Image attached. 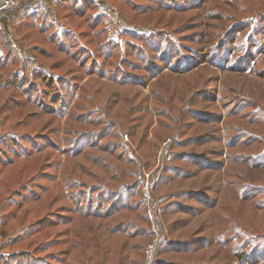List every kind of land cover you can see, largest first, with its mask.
I'll return each mask as SVG.
<instances>
[{
    "label": "rangeland",
    "instance_id": "rangeland-1",
    "mask_svg": "<svg viewBox=\"0 0 264 264\" xmlns=\"http://www.w3.org/2000/svg\"><path fill=\"white\" fill-rule=\"evenodd\" d=\"M14 14L0 264H264V0Z\"/></svg>",
    "mask_w": 264,
    "mask_h": 264
},
{
    "label": "crops",
    "instance_id": "crops-1",
    "mask_svg": "<svg viewBox=\"0 0 264 264\" xmlns=\"http://www.w3.org/2000/svg\"><path fill=\"white\" fill-rule=\"evenodd\" d=\"M42 1L43 0H19L16 6H14L13 8H10L8 10H5L4 12H2L0 14V18L2 19V20L0 19L2 22V25H4L3 23L9 24L10 21L17 19V17L14 14L15 11H17V10L20 11V9H22V7L26 8V10H27L29 5L41 4ZM21 14H19V15H21Z\"/></svg>",
    "mask_w": 264,
    "mask_h": 264
},
{
    "label": "built area",
    "instance_id": "built-area-1",
    "mask_svg": "<svg viewBox=\"0 0 264 264\" xmlns=\"http://www.w3.org/2000/svg\"><path fill=\"white\" fill-rule=\"evenodd\" d=\"M19 0H0V14L8 8L16 6ZM12 46L15 47L22 59H30V56L24 51H20L14 41L11 42Z\"/></svg>",
    "mask_w": 264,
    "mask_h": 264
},
{
    "label": "trees",
    "instance_id": "trees-1",
    "mask_svg": "<svg viewBox=\"0 0 264 264\" xmlns=\"http://www.w3.org/2000/svg\"><path fill=\"white\" fill-rule=\"evenodd\" d=\"M159 38H160V36H159ZM163 40L166 41V38H164ZM173 45H174V44H173ZM173 45H171V48H169V49H170L169 51H172V50H173V48H174V46H175V45H174V46H173ZM156 48H157L156 50H159L158 47H156ZM177 55H178V52H175L174 54H172V57H174V56L176 57ZM145 58H147V57H145V56H141V59H142L143 62H145V60H146ZM184 70H186V68H184V69H182V70H179L178 72H182V71H184Z\"/></svg>",
    "mask_w": 264,
    "mask_h": 264
}]
</instances>
